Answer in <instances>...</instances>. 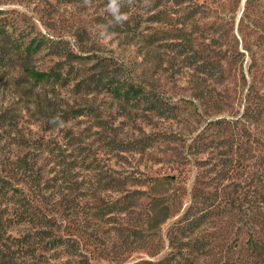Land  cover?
<instances>
[{
  "label": "rangeland",
  "instance_id": "rangeland-1",
  "mask_svg": "<svg viewBox=\"0 0 264 264\" xmlns=\"http://www.w3.org/2000/svg\"><path fill=\"white\" fill-rule=\"evenodd\" d=\"M0 264H264V0H0Z\"/></svg>",
  "mask_w": 264,
  "mask_h": 264
},
{
  "label": "trees",
  "instance_id": "trees-1",
  "mask_svg": "<svg viewBox=\"0 0 264 264\" xmlns=\"http://www.w3.org/2000/svg\"><path fill=\"white\" fill-rule=\"evenodd\" d=\"M26 51L27 52H29V53H33L35 50H32L31 49V47H27L26 48ZM45 76L43 75V74H34L33 76H32V79H33V81L34 82H36V83H39L40 81H43L44 80V82H46V81H48V79H45L44 78ZM44 78V79H43ZM114 90V92L116 93V94H119V87L117 86L115 89H113ZM129 94V91H126L125 92V95L127 96Z\"/></svg>",
  "mask_w": 264,
  "mask_h": 264
}]
</instances>
